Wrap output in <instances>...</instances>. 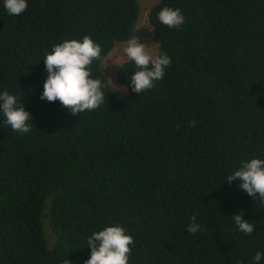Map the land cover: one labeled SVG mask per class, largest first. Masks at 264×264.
<instances>
[{
  "label": "trees",
  "instance_id": "obj_1",
  "mask_svg": "<svg viewBox=\"0 0 264 264\" xmlns=\"http://www.w3.org/2000/svg\"><path fill=\"white\" fill-rule=\"evenodd\" d=\"M165 5L185 15L179 30L157 20ZM140 8L28 0L16 16L0 0V91L22 99L33 124L22 135L0 117V264H84L87 237L110 223L134 238L130 264H252L264 252V202L223 181L241 160L264 158V0H158L148 23L171 65L121 98L101 62L134 35ZM85 35L102 48L91 68L105 102L73 115L40 99L42 59ZM135 70L124 62L117 81ZM241 212L250 236L231 218Z\"/></svg>",
  "mask_w": 264,
  "mask_h": 264
},
{
  "label": "clouds",
  "instance_id": "obj_2",
  "mask_svg": "<svg viewBox=\"0 0 264 264\" xmlns=\"http://www.w3.org/2000/svg\"><path fill=\"white\" fill-rule=\"evenodd\" d=\"M3 7L8 15L18 16L27 10L28 0H3ZM157 20L168 28L177 30L186 22L180 8L167 5L157 13ZM118 42L126 43L123 53L127 59L116 65V70L118 71L119 67L128 60L132 61L136 68L130 80L124 85L123 91L131 89L132 92L140 94L151 89L156 81L165 77L166 70L172 62L165 51L162 49L156 51L153 45L142 42L134 35L126 41ZM118 42H115L114 46ZM101 52V45L88 35L81 39H63L54 44L42 59L47 77L43 83L40 99L47 102L59 101L73 115L94 111L103 105L106 85L101 78L93 76L91 68L94 60L102 59ZM107 57L102 60L103 72V64ZM0 117L14 132L23 135L32 130L31 113L22 106V99L7 89L0 91ZM223 181L228 184L238 182L237 187L240 190L245 191L254 200L259 198L264 202V158L253 156L241 160ZM231 218L237 230L244 235L250 236L255 231V224L245 220L243 212L234 214ZM200 230L201 225L197 223L196 217H191L186 231L196 234ZM132 246H134V238L126 227L120 223H110L100 230L93 231L87 237L90 255L84 264H130ZM66 262L71 264L68 260ZM262 262H264V252L257 251L252 257V264H262Z\"/></svg>",
  "mask_w": 264,
  "mask_h": 264
},
{
  "label": "rangeland",
  "instance_id": "obj_3",
  "mask_svg": "<svg viewBox=\"0 0 264 264\" xmlns=\"http://www.w3.org/2000/svg\"><path fill=\"white\" fill-rule=\"evenodd\" d=\"M140 3L139 18L135 27L134 36H138L142 42L153 45L158 51L157 40L153 34V28L148 23V11L158 0H138ZM126 46L125 42H118L110 51L106 61L103 64V70L109 80L110 85L115 90L118 97H125L127 92L123 91L124 86L119 84L116 80V65H119L123 60L127 59L124 56L123 48ZM105 57V58H106ZM103 59V61L105 60ZM102 64V62H101Z\"/></svg>",
  "mask_w": 264,
  "mask_h": 264
}]
</instances>
